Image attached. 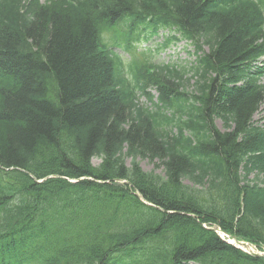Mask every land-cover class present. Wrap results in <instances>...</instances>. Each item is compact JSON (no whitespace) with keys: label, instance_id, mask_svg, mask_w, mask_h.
<instances>
[{"label":"trees","instance_id":"trees-1","mask_svg":"<svg viewBox=\"0 0 264 264\" xmlns=\"http://www.w3.org/2000/svg\"><path fill=\"white\" fill-rule=\"evenodd\" d=\"M122 26L196 63L126 71ZM263 58L264 0H0V264H264L209 229L264 247Z\"/></svg>","mask_w":264,"mask_h":264},{"label":"rangeland","instance_id":"rangeland-1","mask_svg":"<svg viewBox=\"0 0 264 264\" xmlns=\"http://www.w3.org/2000/svg\"><path fill=\"white\" fill-rule=\"evenodd\" d=\"M43 3L46 0H42ZM121 34L126 31V27L122 26L120 29H117ZM149 35V32L142 34L140 39L132 38L128 43L127 38H124L118 34V32L110 31L104 35V42L112 47L114 44H120L119 48L113 49L118 55L122 57V60L126 66V71L129 70L131 64H141L145 65V61L148 60L150 63L156 66H165V65H175L179 68L190 69L191 64L196 63L197 57L195 55V50L193 46L189 45L186 41H178L170 44L167 48L162 46L167 37L174 36L172 32L162 31L158 37H153L151 40L145 39ZM138 40V41H137ZM137 41V43H135ZM128 44L130 45V50L128 52ZM118 47V46H117ZM205 51H209L208 48H205ZM264 60V59H263ZM144 68H142V73ZM128 78H131L130 75H127ZM191 74L187 75V78H190ZM191 87H188V91H193V86H195V80L190 82ZM264 85V79H263ZM187 87V84H184ZM144 93H140L139 103L145 107L151 108L153 110V104L150 102V96L154 97V103L157 102L159 97V91L156 86L149 85ZM264 108V107H263ZM264 118V113H259L255 116V120L258 121ZM215 126L217 129L222 131L225 130L222 121L216 120ZM130 160L128 161V164ZM144 171H152L155 166L150 164L148 161H140ZM100 161L95 159L94 165H99ZM159 172V171H158ZM253 179V176L251 177Z\"/></svg>","mask_w":264,"mask_h":264}]
</instances>
